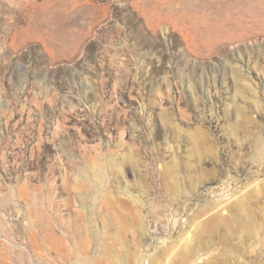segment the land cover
<instances>
[{
	"label": "rangeland",
	"instance_id": "rangeland-1",
	"mask_svg": "<svg viewBox=\"0 0 264 264\" xmlns=\"http://www.w3.org/2000/svg\"><path fill=\"white\" fill-rule=\"evenodd\" d=\"M32 1L0 0V264H264V0Z\"/></svg>",
	"mask_w": 264,
	"mask_h": 264
},
{
	"label": "bare ground",
	"instance_id": "bare-ground-1",
	"mask_svg": "<svg viewBox=\"0 0 264 264\" xmlns=\"http://www.w3.org/2000/svg\"><path fill=\"white\" fill-rule=\"evenodd\" d=\"M33 2L32 0H27V2ZM240 207H242V205H239ZM242 209V208H241ZM209 227V226H208ZM207 229V228H206ZM205 230V229H204ZM200 233H202V232H199V234ZM197 235V234H196ZM195 235V236H196ZM195 236H194V238H195ZM198 237L200 236V235H197ZM196 236V237H197ZM198 237H197V240H198ZM196 239H195V241H197ZM195 241H193V242H195ZM37 246H39V245H36V247ZM2 249H4V251H2ZM0 248V253H1V251L4 253V252H6L5 251V248ZM37 250L40 252H38L39 254H41V253H43V248H40V247H37ZM183 251L187 254V255H189L190 257H191V255H190V248L188 247V243L186 242L185 243V245H183ZM37 252V251H36ZM35 252V253H36ZM49 252L50 253H52L53 255H54V258H59L60 256H66V253L68 252V249H67V247H65V246H62V245H60V243L58 242V240H52V245H50V248H49ZM5 254V253H4ZM38 255V254H37ZM184 255V254H183ZM0 257H1V255H0ZM7 257V256H6ZM186 256L184 255V258H185ZM189 257V258H190ZM181 258H183L182 256H181ZM2 259V258H1ZM7 259V258H6ZM168 259V258H167ZM170 259H171V257H170ZM169 259V260H170ZM161 260V259H160ZM168 260V261H169ZM187 260V259H186ZM5 261V260H4ZM7 261V260H6ZM183 261H184V259H183ZM183 263V262H182ZM5 264H7V263H5Z\"/></svg>",
	"mask_w": 264,
	"mask_h": 264
}]
</instances>
